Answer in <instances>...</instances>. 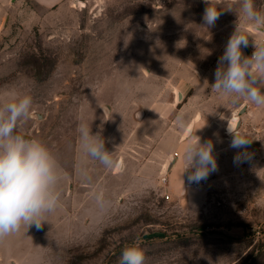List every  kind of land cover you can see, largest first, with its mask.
<instances>
[{
    "label": "rangeland",
    "instance_id": "374dc122",
    "mask_svg": "<svg viewBox=\"0 0 264 264\" xmlns=\"http://www.w3.org/2000/svg\"><path fill=\"white\" fill-rule=\"evenodd\" d=\"M242 3L210 0L221 15L208 27L205 0H0V105L32 97L18 132L49 148L61 177L59 206L41 229L0 239V264H119L133 243L146 264H264V105L227 95L215 105L198 137L212 140L218 170L199 184L170 134V118H188L183 104L172 113L170 93L190 92L196 75L215 79L236 26L250 51L264 30ZM256 5L264 11V0ZM235 114L246 149L229 146ZM82 123L114 151L113 167L83 152ZM175 151L178 166L166 171ZM245 151L250 159L234 163Z\"/></svg>",
    "mask_w": 264,
    "mask_h": 264
},
{
    "label": "clouds",
    "instance_id": "9594fccd",
    "mask_svg": "<svg viewBox=\"0 0 264 264\" xmlns=\"http://www.w3.org/2000/svg\"><path fill=\"white\" fill-rule=\"evenodd\" d=\"M205 3L208 6L203 22L213 27L221 11L210 6V0ZM242 12L254 27L264 29V11L257 9L256 0H243ZM253 43L251 56L244 55L242 49L249 46V36L236 26L218 59L215 83L211 87L227 95L233 105H238L242 98L258 106L264 105V43L257 44L254 40ZM32 104V97L25 95L0 105V239L19 231L22 226L41 229L46 215L55 211L61 200V177L55 156L42 141L18 132L30 115ZM78 132L83 152L105 168L113 167L114 151L107 150L102 134H93L91 126L83 123L78 126ZM228 132L232 136L231 148L246 149L250 145V139L230 126ZM247 159L250 156L246 151L238 153L234 163ZM184 160L183 173H188L189 184H199L218 170L212 140L203 143L200 137L195 142L190 140L185 147ZM81 176L91 181L87 172L82 171ZM97 202L104 205L102 192ZM119 264H146L145 253L133 243L122 250Z\"/></svg>",
    "mask_w": 264,
    "mask_h": 264
},
{
    "label": "crops",
    "instance_id": "0c3cea01",
    "mask_svg": "<svg viewBox=\"0 0 264 264\" xmlns=\"http://www.w3.org/2000/svg\"><path fill=\"white\" fill-rule=\"evenodd\" d=\"M43 3H55L60 0H39ZM255 42L257 44L264 43V30H260L258 33H255ZM252 46H254V43H251ZM190 85H188V88H191L190 92H185V90L181 89L179 90L181 95H177L178 98L176 99V95L173 93H170L171 100H170V109H172V113L174 114L175 109L178 108L180 104L182 105V110L179 109V111L183 114H187L188 118L186 120V123H182L180 117L174 120V118H170V134H172V137L176 139V144L178 145H184L186 146L187 143L191 140H195L208 126V114L213 113L217 108L215 105L219 102H221L219 105L222 104V98L226 97L225 94L215 92L212 89V85L215 83L214 78H207L200 79V75H196L195 81L188 80ZM198 82V83H197ZM204 83V84H203ZM205 88V89H204ZM187 90V89H186ZM175 92V91H174ZM203 94L206 96V100L204 101H198L197 98L202 97ZM222 100V101H221ZM224 104V103H223ZM222 104V105H223ZM245 109L246 105L244 104ZM152 109V108H151ZM187 110V112H186ZM216 112V111H215ZM218 112H220L218 110ZM239 125L241 124V119L238 117ZM173 124H176L175 126ZM238 125V126H239ZM235 126V130H237V127ZM195 134V135H194ZM176 153L179 156V159H176ZM174 158L176 159L171 167V170H175L178 166V163L181 159V156L179 152L175 151ZM171 157V158H172Z\"/></svg>",
    "mask_w": 264,
    "mask_h": 264
},
{
    "label": "water",
    "instance_id": "95a60500",
    "mask_svg": "<svg viewBox=\"0 0 264 264\" xmlns=\"http://www.w3.org/2000/svg\"><path fill=\"white\" fill-rule=\"evenodd\" d=\"M243 53H244V55H246V56H250V49H249V47H247V48H243ZM244 109H245V106L243 105V106L241 107V109H240V113H241L242 111H244ZM238 125H239V121H237V123H236V126H238ZM24 136L27 137V138H31V137L26 136V135H24ZM172 165H173V163H170V164L168 165V170L171 169Z\"/></svg>",
    "mask_w": 264,
    "mask_h": 264
},
{
    "label": "bare ground",
    "instance_id": "6f19581e",
    "mask_svg": "<svg viewBox=\"0 0 264 264\" xmlns=\"http://www.w3.org/2000/svg\"><path fill=\"white\" fill-rule=\"evenodd\" d=\"M237 121H238V116H237V114H235L234 115V117L231 119V122L229 123V125L228 126H230L231 127V129L234 131L235 130V126H236V123H237ZM228 129V128H227ZM229 133V132H228ZM118 168H119V166H118ZM166 171L168 170V164L166 165Z\"/></svg>",
    "mask_w": 264,
    "mask_h": 264
},
{
    "label": "built area",
    "instance_id": "2783aa9c",
    "mask_svg": "<svg viewBox=\"0 0 264 264\" xmlns=\"http://www.w3.org/2000/svg\"><path fill=\"white\" fill-rule=\"evenodd\" d=\"M253 51H254V46L251 47L250 56H251V54L253 53ZM177 155H178V154L176 153V156H177ZM167 181H168L167 174H164V175L161 177V183L165 185V184L167 183ZM167 197H170V196L167 194Z\"/></svg>",
    "mask_w": 264,
    "mask_h": 264
}]
</instances>
